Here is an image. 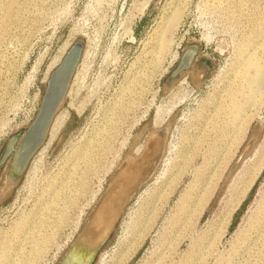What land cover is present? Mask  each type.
<instances>
[{
    "label": "rangeland",
    "instance_id": "374dc122",
    "mask_svg": "<svg viewBox=\"0 0 264 264\" xmlns=\"http://www.w3.org/2000/svg\"><path fill=\"white\" fill-rule=\"evenodd\" d=\"M78 41L58 121L0 199V264H58L115 172L167 126L93 264H264V79L249 65H264V0H0V153ZM189 47L193 68L167 86Z\"/></svg>",
    "mask_w": 264,
    "mask_h": 264
},
{
    "label": "water",
    "instance_id": "95a60500",
    "mask_svg": "<svg viewBox=\"0 0 264 264\" xmlns=\"http://www.w3.org/2000/svg\"><path fill=\"white\" fill-rule=\"evenodd\" d=\"M84 49L85 46L82 41L72 45L63 58L62 63L51 73L46 82L44 96L32 124L23 134L11 137L4 145L0 153V174L9 165V176L5 184L7 190L20 181L29 162L44 144L53 119L65 101L66 93L80 64ZM196 56L197 49L195 47L187 48L178 66L171 73L169 83L179 78L183 72L190 71L193 68ZM160 156L158 155L154 158L150 165L149 173L154 171ZM143 182H137L130 188V196L123 199L120 204H112V209L108 212V217H110L112 223L110 226L100 229L92 225V220L95 217L96 210L106 198L107 191L91 211L76 241L70 245L58 264H93L100 250L107 244L114 233L119 218L129 202V198L134 195Z\"/></svg>",
    "mask_w": 264,
    "mask_h": 264
},
{
    "label": "bare ground",
    "instance_id": "6f19581e",
    "mask_svg": "<svg viewBox=\"0 0 264 264\" xmlns=\"http://www.w3.org/2000/svg\"><path fill=\"white\" fill-rule=\"evenodd\" d=\"M174 18H175V20H177V17H174ZM172 20H173V18L171 19L169 17V19H167L165 24L167 25L170 22L172 24ZM175 58H177V57H175ZM62 61H63V59H62ZM62 61H61V63H62ZM59 65H58V67H59ZM249 65L253 69L252 72H254V75H255L256 79L258 81L263 80L264 79V65L260 64L259 62H254L253 64L249 63ZM238 70L234 73V77H235L234 80H236V78H241L240 80H242L244 78V84L245 85L243 84V81H242V84H240V85H242L243 87L244 86L248 87V85L250 84V82H249L250 74H248V72H246V73H244V75L242 77H240V75H242V74ZM183 73H185V72H183ZM182 74L180 75L179 78L175 79L174 81L169 83L167 86H169V87L172 86L173 83H175V81H177V80H179V81L183 80L182 77H181ZM50 75H49V77H50ZM49 77H48V79H49ZM74 78H75V75H74L73 79ZM48 79H47V81H48ZM73 79L71 80L69 89H68V91L66 93V97H67V95H69V91L71 89V85L73 83ZM258 90H259V88L255 87V84H254V86L251 87V94L242 96L243 101L245 103H247V102L250 101L249 99L251 97H254V99H255V96H257L256 93H258ZM228 92H229L228 95H229L230 99H233L232 100L233 104L230 107H227V109H229V111H230V114H229L230 117H233L234 114L236 113V111L239 112L240 104L235 102L236 98L234 97V95H235L236 92L235 91L234 92L233 91H228ZM231 96H232V98H231ZM246 107H248V106H246ZM167 108H168V110H170V107H167ZM60 109H61V107L59 108L57 114L55 115V117L53 119V122H52V124L50 126L48 134H50L51 130L53 129V126L58 121ZM168 110H166V111H168ZM157 117H158L159 123L163 122L164 117H162V118L160 116H157ZM156 123H157V121H156ZM167 130H168V126L166 127L165 131L164 130L163 131H158V130L152 131V133L150 134L149 141L146 144L144 151L141 154H139V155L136 154L134 156L127 157L128 159H127L125 165L122 166V167H119V169L115 172L111 183L109 184L108 188L105 191V193H107V191H108V193L106 195V198L103 200L102 205L96 210L95 217H93V220H92V225L93 226H95L96 228H100V229L105 227V226L106 227L110 226L112 221H111L110 217H108V212L112 209V204L113 203L120 204V202L123 199H125L128 196H130V193H129L130 188H132L137 182L145 181L147 178H149L151 176L152 172L149 173L150 165L154 161V158L157 157L158 155H161L162 152L164 151V144H165V137H166ZM102 131H105V129L102 130ZM92 141H93V139L91 138V142ZM250 145H251V143L245 149L244 153H246V151L248 150ZM244 153L240 156V159H242ZM237 164L238 163H236V165ZM73 167H74V165H73ZM80 174H81L80 177L84 178V173L82 171L80 172ZM5 192H7V189L4 187V191L0 193V199L3 197ZM105 193H103L102 197L104 196ZM100 199L97 201V203L100 201ZM46 203H48V202H46ZM97 203L94 205L93 209L95 208ZM35 215H37V214H34V216ZM35 218L38 219L39 217H35ZM36 222H37V220H36ZM27 223H28L27 218L23 219L20 223H18L16 225L17 226V230H14L16 232L15 235H18L19 232H21L24 229V227L26 226ZM82 227H81V230H82ZM81 230H80V232H81ZM77 237H78V235H77ZM77 237H76V239H77ZM76 239H75V241H76ZM73 243H74V241H73ZM73 243H71V245Z\"/></svg>",
    "mask_w": 264,
    "mask_h": 264
},
{
    "label": "flooded vegetation",
    "instance_id": "af4514ba",
    "mask_svg": "<svg viewBox=\"0 0 264 264\" xmlns=\"http://www.w3.org/2000/svg\"><path fill=\"white\" fill-rule=\"evenodd\" d=\"M185 78V77H184ZM185 81H186V79H185ZM169 84V78L167 79V85Z\"/></svg>",
    "mask_w": 264,
    "mask_h": 264
}]
</instances>
